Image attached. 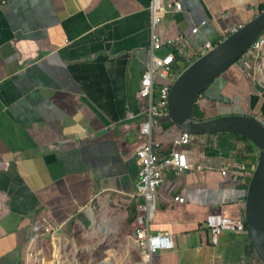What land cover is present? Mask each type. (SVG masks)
Instances as JSON below:
<instances>
[{
  "label": "crops",
  "instance_id": "0c3cea01",
  "mask_svg": "<svg viewBox=\"0 0 264 264\" xmlns=\"http://www.w3.org/2000/svg\"><path fill=\"white\" fill-rule=\"evenodd\" d=\"M179 2L176 11L161 0L166 12L157 32L163 40L185 34L188 46L155 53H172L180 71L208 43L264 12V0ZM150 3L0 0V264H140L135 233L143 198L135 193ZM255 53L203 94L205 119L245 114L264 122V92L254 84H264V44ZM179 131L161 119L154 128L159 151ZM247 149L232 134L194 137L185 147L191 167L203 170L164 175L151 231L169 233L175 246L156 252L152 264H262L250 236L224 232L214 243L206 224L210 214L244 219L256 165ZM43 218L63 234L43 236Z\"/></svg>",
  "mask_w": 264,
  "mask_h": 264
},
{
  "label": "built area",
  "instance_id": "2783aa9c",
  "mask_svg": "<svg viewBox=\"0 0 264 264\" xmlns=\"http://www.w3.org/2000/svg\"><path fill=\"white\" fill-rule=\"evenodd\" d=\"M171 2L176 11H181L182 4L179 0H171ZM148 10L152 31V47L150 62L142 76L139 90V97L146 101V107L144 110L145 119L140 128L142 144L137 150L139 175L135 193V197L143 198V202L137 205L139 227L135 233V245L140 254V264H152V256L156 252L170 250L175 246L169 233H153L151 231L158 199V188L163 182L164 175L172 172L181 176L188 171L203 170L202 165L193 168L189 163L185 147L189 146L194 138L190 133L180 130L174 137L171 148L166 152L159 151L161 143L154 139V128L159 125L160 120L170 118L168 109L170 92L179 74L174 67L176 59L172 53L158 56L155 51L173 45L181 50L188 46V40L185 34H180L174 39L163 40L157 32V26L166 12L161 0H151ZM204 25H206V21L195 26L192 33H197L200 27ZM237 30V28L232 29L231 34ZM262 37L247 54H253L261 48L264 44V35ZM213 46V44L208 43L205 52L212 49ZM241 168L247 169L245 165H242ZM254 168L255 166L251 168L252 172ZM222 173L226 175L228 168H223ZM175 200L180 203L185 201L180 196L176 197ZM206 224L214 243L218 242L224 232L249 236V230L244 219L235 220L221 214H210L207 216ZM38 227L42 230L43 236L52 237L56 232L54 227L44 218L40 220ZM36 259H34L35 262H37ZM98 264L110 263L101 262Z\"/></svg>",
  "mask_w": 264,
  "mask_h": 264
},
{
  "label": "water",
  "instance_id": "95a60500",
  "mask_svg": "<svg viewBox=\"0 0 264 264\" xmlns=\"http://www.w3.org/2000/svg\"><path fill=\"white\" fill-rule=\"evenodd\" d=\"M264 35V12L228 35L213 48L189 63L175 79L169 97V120L180 130L200 137L213 134H236L254 145L256 165L250 178L244 208V220L256 256L264 264V122L245 114L222 115L198 120L194 110L203 94L217 79L248 53ZM255 88L264 92V84L255 80ZM78 221L88 225L81 217ZM74 220L71 222V225ZM56 231L54 238L62 235Z\"/></svg>",
  "mask_w": 264,
  "mask_h": 264
},
{
  "label": "trees",
  "instance_id": "16d2710c",
  "mask_svg": "<svg viewBox=\"0 0 264 264\" xmlns=\"http://www.w3.org/2000/svg\"><path fill=\"white\" fill-rule=\"evenodd\" d=\"M188 65V63H187ZM176 69V68H175ZM177 73H180V71L178 69H176ZM194 117L198 120H204L205 119V114L204 112L201 110L200 106L197 104L196 107H195V110H194ZM234 135L236 138H238L239 140L245 142L248 144V149H247V153H248V158L250 160H252V162H256V159H257V150L256 148L254 147V145L252 143H250L248 140H246L245 138L239 136V135H236V134H232ZM248 228V227H247ZM254 250V249H253Z\"/></svg>",
  "mask_w": 264,
  "mask_h": 264
},
{
  "label": "rangeland",
  "instance_id": "374dc122",
  "mask_svg": "<svg viewBox=\"0 0 264 264\" xmlns=\"http://www.w3.org/2000/svg\"><path fill=\"white\" fill-rule=\"evenodd\" d=\"M253 54H256L255 52H253Z\"/></svg>",
  "mask_w": 264,
  "mask_h": 264
}]
</instances>
